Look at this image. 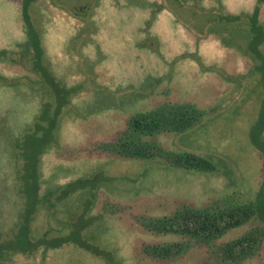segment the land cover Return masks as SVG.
Masks as SVG:
<instances>
[{
    "label": "rangeland",
    "instance_id": "1",
    "mask_svg": "<svg viewBox=\"0 0 264 264\" xmlns=\"http://www.w3.org/2000/svg\"><path fill=\"white\" fill-rule=\"evenodd\" d=\"M178 1L36 2L31 17L43 50L41 65L57 87L70 90L67 105L47 135L37 127L47 125L40 123L45 96L41 83H35L38 79L14 56L27 39L22 0H0V52H5L0 57V239L12 238L19 215L30 208V189L22 190L16 166L22 162L18 145L35 141L41 146L40 197L73 187L65 200L52 202L54 214L34 207L33 235L57 236L68 215L79 213L76 206L90 199L94 205L88 215L89 236L113 258L110 263L66 245L45 256L13 255V264H264V243L254 256L237 263L221 261L216 253L218 246L251 228L264 230V192H259L264 152L250 141L264 118V72L256 71L254 62L235 47L240 23L227 28L216 22L220 38L212 40L199 35L193 25L210 18L213 9L217 16L245 14L256 0ZM82 7L90 8L85 22L75 18L84 14ZM261 20L264 23V5ZM223 36L230 38V47L221 44ZM167 102L194 104L205 114L187 132L160 134L153 140L164 149L205 157L216 172L176 170L161 159L123 160L101 149L118 138L132 114ZM260 138L264 140V131ZM235 202L252 205L259 221L231 230L210 245L155 236L140 223L186 206ZM175 242L188 248L176 259L156 260L142 253L144 245Z\"/></svg>",
    "mask_w": 264,
    "mask_h": 264
},
{
    "label": "trees",
    "instance_id": "2",
    "mask_svg": "<svg viewBox=\"0 0 264 264\" xmlns=\"http://www.w3.org/2000/svg\"><path fill=\"white\" fill-rule=\"evenodd\" d=\"M37 1L22 0L21 2L20 16L26 30L27 39L20 46V52L15 53L14 56L19 58L18 64L21 67L25 68L38 79L34 82L39 85L41 83L45 96L42 103L44 112L42 113L40 123H46L47 125L45 124V127L38 125L37 127L38 129H43L45 134L51 135V131L55 128L57 116L67 105V96L70 90L57 87L52 74L41 65L40 61L43 50L40 46L39 32L33 24L31 17L32 8ZM189 1L179 0L178 2L186 4ZM192 1L195 2V0ZM52 3L53 1H51V5ZM263 5L264 0H256L250 12L232 16H217V13L212 15L214 9L209 10L208 14H211L210 18H207V15L204 19H199V22L194 21L193 25H195L199 35L211 37L212 40L220 38L215 30L219 29L218 33H221V27L232 28V25L240 23L242 26H240V35H237L236 39V44H238L235 47L243 52L245 57H248L250 61L254 62L253 65L256 71L263 69L264 72V23L261 20ZM82 9L81 13L84 14L81 17L75 18L85 22V17L90 8L82 7ZM216 22L219 24L224 23L226 26L220 25V28L215 29ZM222 30V32L225 31L224 29ZM226 32H230V30L228 29ZM226 43L227 47H230L228 46V44H231L228 36H225L221 40L222 45ZM4 55L5 52H0V57ZM260 63L261 66L257 69ZM261 84L264 91V81ZM204 114L205 110L196 107L194 104L171 102L163 103L154 109L137 111L129 117L125 129L118 138L113 142L102 144L101 149L123 160L152 161L161 159L170 168L176 170L214 173L216 172L215 165L205 157L189 151L164 149L153 140L156 135L160 134L178 135L187 132L199 123ZM260 122V125L257 126L258 133L251 134L250 141L254 148L264 152V140L262 141L260 138L261 133L264 131V118H261ZM20 144L18 145L20 153L17 155L18 160L21 159L22 162L19 164V161H17L16 170L17 176L21 180L22 190L26 191L30 189V197L27 201V206H30V208L27 211L25 210L27 213L19 215L18 228L12 238L4 241L0 239V263H5L13 255L30 257L39 252L45 256L48 252L60 249L66 245L76 246L96 258L112 263L111 252L99 248L94 237L89 236V222H91L92 217L88 218V215L94 205L90 199L76 206L79 213L76 216L68 215V219L70 218V220L68 221L67 219L68 223L65 221L63 225L64 229L61 230L62 232H58L57 236L47 237L42 234L39 238H36L33 235L31 227L33 225L32 216L35 211L34 207L40 205L39 207L41 208L43 206L49 213L54 214L52 202L59 203L65 200L73 186L71 184L66 185L64 190H57L52 193L47 191V194L40 197L37 158L40 155L41 146L37 145L38 143L35 141ZM12 150L14 153V148ZM79 185L83 184L80 183ZM259 192L260 194L264 192V184ZM51 208L52 211L50 210ZM254 219L259 221L258 216H256V210L252 205L235 202L224 206L215 204L208 208L186 206L168 216L144 218L140 223L145 231L155 236H178L193 240L196 243L210 245L214 241L221 239L229 231L250 224ZM263 243L264 230H261V228H251L242 236L225 243L223 246H218L216 253H219L218 257L221 261L237 263L254 256ZM187 249L185 243L175 242L144 245L142 253L147 258L165 261L182 256Z\"/></svg>",
    "mask_w": 264,
    "mask_h": 264
},
{
    "label": "flooded vegetation",
    "instance_id": "3",
    "mask_svg": "<svg viewBox=\"0 0 264 264\" xmlns=\"http://www.w3.org/2000/svg\"><path fill=\"white\" fill-rule=\"evenodd\" d=\"M13 259L9 258L8 261H6L5 263H0V264H13Z\"/></svg>",
    "mask_w": 264,
    "mask_h": 264
}]
</instances>
